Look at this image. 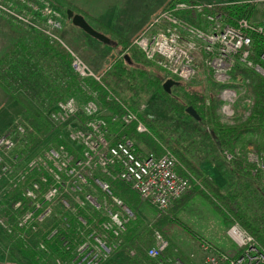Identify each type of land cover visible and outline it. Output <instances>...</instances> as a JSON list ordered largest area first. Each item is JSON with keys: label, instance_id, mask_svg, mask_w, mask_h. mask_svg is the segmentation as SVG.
Returning <instances> with one entry per match:
<instances>
[{"label": "built area", "instance_id": "built-area-1", "mask_svg": "<svg viewBox=\"0 0 264 264\" xmlns=\"http://www.w3.org/2000/svg\"><path fill=\"white\" fill-rule=\"evenodd\" d=\"M18 1L0 0V16L11 17L65 47L70 55V68L79 82L77 93L65 95L45 113L49 126L45 136L50 137L47 147L36 149L43 137L29 147L28 133L32 127L26 121L17 120L0 134V228L8 234L19 229L35 232L52 213V206L44 209L45 203L52 202L61 191L71 193L79 207H86L101 218L96 221L100 231L94 230L82 238L74 260L99 264L122 244L126 225L135 218L134 211L114 193L111 181L119 182L136 198L166 214L172 203L190 188V180L178 172L177 159L170 150L164 149L160 155L138 151L134 141L122 133L129 124H135L139 133L149 134V129L113 93L103 79L104 72H95L57 35L61 22L54 9L47 5L34 7L35 13L26 16L13 4ZM234 5L242 2H169L130 42V47L139 50L145 60L178 81L193 78L201 64L213 81L221 85L218 113L228 121L236 116L235 106L244 81L239 75L232 76L231 69L235 65L253 68L264 77V65L249 58L252 37L264 38V20L252 21L248 16L232 15L224 9ZM260 58L264 63V50ZM103 94L107 101L118 106L119 112L102 109ZM250 105L251 100L246 99L244 107L248 110ZM112 124L117 127L113 129ZM56 138L66 143L57 142ZM29 151L36 152L28 156ZM226 157L232 156L226 153ZM252 164L253 173L264 171V151L253 157ZM33 172L39 174L38 179L18 193L19 197L31 200L30 207L22 210L23 201L18 198L8 199L6 209L2 201L7 192L25 182ZM45 184L40 202L37 193ZM62 204L68 206L65 200ZM35 213L39 215L34 219ZM154 235L156 244L148 248L147 255L158 258L168 241L158 231ZM226 235L234 253L216 251L208 256L207 264H264V250L237 220L229 223ZM67 244L63 240L62 245ZM177 263L180 264L178 260Z\"/></svg>", "mask_w": 264, "mask_h": 264}, {"label": "trees", "instance_id": "trees-1", "mask_svg": "<svg viewBox=\"0 0 264 264\" xmlns=\"http://www.w3.org/2000/svg\"><path fill=\"white\" fill-rule=\"evenodd\" d=\"M172 1L178 0L170 2ZM246 7V4H242L225 6L224 9L232 15L248 16L251 9ZM79 13L86 16L84 10ZM8 18L18 26L24 27L23 23L11 17ZM27 28L26 33L18 35L10 49L0 56V86L11 95L21 89L32 91L33 98L38 99L36 102L41 108L39 112L41 114L29 112L26 119L32 127L28 133L29 147H31L48 131L49 126L45 118L47 110L57 100L63 98L64 94L77 93L79 78L70 68V55L65 47L56 41H51L36 29ZM118 39L117 44H121L122 49L130 45L128 40L121 37ZM263 50L264 38L253 36L249 53L250 60L255 64L264 65L260 58ZM127 58V55L124 54L103 75L104 81L108 84L111 81L110 78L114 79L116 86L111 87L117 94L119 92L118 84L129 77ZM230 74L232 76L241 74L244 81L247 80L246 87L252 98V104L246 118H236V121L231 125L224 124L218 119V89L221 85L215 86V96L208 105L195 96L188 98V101L196 110L201 122L207 126V135L213 141L215 148L220 152H223L224 149L231 153L230 164L238 174L235 177V187L224 191L199 168L198 164L187 156L178 140L171 141L160 127L144 114L137 113L138 117L146 123L150 135L138 133L135 124L125 128L123 133L134 141L138 151L160 155L163 151L162 144L177 155L178 172L190 180V188L173 202L174 205L170 212L199 197L216 208L226 223L229 224L232 220H237L264 250V171L258 170L253 173L251 169L253 165L246 159V147L249 145H254L256 154L264 151V77L253 68L240 65H235ZM103 102L107 103L104 99ZM129 107L136 111L132 106L129 105ZM113 108L116 106L113 105ZM247 134H254L257 140L249 139L244 144L243 138ZM156 140L161 143L158 144ZM56 141L66 143L63 139L56 138ZM38 177L39 174L33 172L25 182L15 188L11 187L2 201L6 209L10 200L18 198L23 201L22 210L30 207L31 200L19 197L18 193H21ZM111 185L114 193L133 210L139 202L138 199L119 182L111 181ZM46 187L47 184L42 186L41 191L37 193V200L40 202L43 201L42 192ZM62 200H65L68 206H64ZM49 205L52 206L53 212L38 225L35 232L19 229L13 234H8L0 228L6 235L5 237H8V244H13L19 255L24 257L28 264H87L86 261L79 263L80 259L74 260L76 248L84 236L90 235L94 230L100 231L96 223V221H100V215L95 216L88 208L79 207L73 200V195L64 191H61L52 202L45 203L44 209ZM6 209L3 214L7 213ZM38 215L39 213H35L34 219ZM134 223H130L126 234L122 235L123 243L118 247L123 246V253L118 259H112L107 264H178L177 260L180 264H196L173 243L172 226L174 223L172 220L160 216L148 227V232L159 231L169 242L167 248L158 258H151L147 255L150 245L135 236ZM29 233L33 234L35 238L32 246L25 241V236ZM11 239L12 241H10ZM108 239L111 240L109 236ZM63 240L68 241V244L63 246ZM11 257L14 255L11 254Z\"/></svg>", "mask_w": 264, "mask_h": 264}, {"label": "rangeland", "instance_id": "rangeland-1", "mask_svg": "<svg viewBox=\"0 0 264 264\" xmlns=\"http://www.w3.org/2000/svg\"><path fill=\"white\" fill-rule=\"evenodd\" d=\"M170 1L24 0L22 3L19 0L18 2H13V4L19 12L26 16L35 13L34 7L44 5L52 7L55 17L61 22V28L56 31L57 35L69 49L79 54L95 72L105 73L117 59H121L126 54L129 61L127 63L129 77L118 84V94L111 87L116 86L114 79L110 78L111 81L109 84L106 82L107 85L128 106L135 108L136 114H144L153 120L171 141L178 140L181 148L186 151L187 156L198 164L199 168L225 191L235 187V177L238 175L235 173L233 165L230 164V159L226 157V153H229V151L227 152V150L223 149V152H220L217 150L213 141L207 135V126L200 119L196 120L186 112V107L192 106L188 101L191 96H195L198 100L202 99L205 105L210 104V101L214 98L217 84L213 81L209 71L199 64L193 78L186 81H178L172 76H168L153 62L145 60L136 48V50H133L134 47L129 45L122 49V45L117 44L119 42L118 37L131 42L135 36L142 33L144 28L149 25L152 17L167 6ZM208 1L217 3L241 1L243 5H247V9H251L248 15L250 20H264V0ZM67 9H72L75 13L84 10L86 13L84 17L88 23L94 29L110 38L111 42H100L74 26L66 16ZM24 27L27 28L28 26L24 25ZM24 27L18 26L7 16H0V56L5 49H9L13 45L18 35L26 33L28 28ZM238 75L244 79L241 74ZM167 78L174 79L178 84L171 85L169 91L165 92L162 85ZM246 83L247 80L243 81L242 89L239 92L240 96L235 106L237 109H235L236 116L228 121L223 119L219 113L217 114L218 119L224 124L231 125L236 121V118L243 119L249 114L251 105L247 110V106L244 107V103L246 99H250L252 104V98L247 91ZM219 91L220 88L218 89L220 103ZM33 95L32 91H26L25 89L17 90L14 95H11L0 86V134L6 132L17 120L25 122L29 112L41 114L39 113L41 108L36 102L38 99L33 98ZM65 95L67 93L63 96ZM103 99L107 103L103 102ZM113 105L116 108H113ZM101 106L103 110L119 112L118 106L111 101H107L104 98V94L101 95ZM246 110L248 113L245 115L244 112ZM139 119L146 125L141 118ZM131 125L125 126L123 130ZM112 127L114 129L117 126L112 124ZM148 135H150V130ZM243 139L245 144L249 139L256 141L257 137L254 134H247ZM156 142L158 144L161 143L158 140ZM49 143L50 137L44 136L36 146V149L40 146L45 148ZM161 147L163 150L168 149L162 144ZM170 151L175 155L177 163H179L177 155L172 150ZM246 151V159L248 163L252 164L253 157L256 156L254 145L247 146ZM35 152L29 151L28 156ZM138 201L133 208L135 218L127 223L126 231L128 225L135 222L133 224L135 226V236L140 237L139 240L146 242L150 247L156 244V238L154 235L155 231L152 233L148 232V227L151 226L157 217L163 216L174 223L172 226L173 243L179 250L194 260L196 264H207L208 256L216 251L228 254L234 253L235 248L226 235L228 222L226 223L219 211L207 201L196 197L175 211L170 212L174 205L172 203L166 214L160 213L157 208L146 201L139 199ZM125 232L123 235L126 234ZM158 233L167 240L161 232L158 231ZM5 236L0 230V264H28L27 260L19 255L15 246L8 244V237ZM25 241L32 246L35 242L33 234H27ZM122 247L113 249L106 261H101V264H107L112 259H118L123 253ZM11 254L14 257H11Z\"/></svg>", "mask_w": 264, "mask_h": 264}, {"label": "water", "instance_id": "water-1", "mask_svg": "<svg viewBox=\"0 0 264 264\" xmlns=\"http://www.w3.org/2000/svg\"><path fill=\"white\" fill-rule=\"evenodd\" d=\"M66 16L71 21V23L83 30L85 33L90 35L91 37L95 38L96 40L103 42V43H110L111 40L103 33L99 32L98 30L94 29L88 21L85 19V17L79 13H75L72 9L66 10ZM178 84L177 81H175L172 78H167L165 82L163 83L162 87L164 91L168 92L169 87L171 85ZM186 112L191 115L193 118L199 120L200 117L197 114L196 110L192 106L186 107Z\"/></svg>", "mask_w": 264, "mask_h": 264}, {"label": "crops", "instance_id": "crops-1", "mask_svg": "<svg viewBox=\"0 0 264 264\" xmlns=\"http://www.w3.org/2000/svg\"><path fill=\"white\" fill-rule=\"evenodd\" d=\"M198 1L211 2V1H208V0H198ZM212 3H217V2H212ZM9 49H10V47H9ZM9 49H7V50H9ZM7 50L5 49V51H4L2 54H4ZM229 243H230V242H229ZM230 244H231V243H230Z\"/></svg>", "mask_w": 264, "mask_h": 264}]
</instances>
